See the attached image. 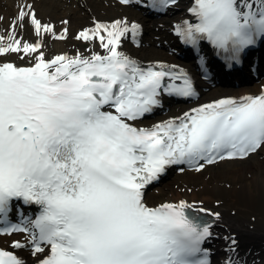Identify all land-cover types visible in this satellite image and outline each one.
<instances>
[{
  "label": "snow or ice",
  "instance_id": "snow-or-ice-1",
  "mask_svg": "<svg viewBox=\"0 0 264 264\" xmlns=\"http://www.w3.org/2000/svg\"><path fill=\"white\" fill-rule=\"evenodd\" d=\"M189 12L196 23L176 25L181 40L194 47L206 40L230 60L239 62L264 38V0H194ZM25 19L38 37L55 36L30 4L20 6L10 35L0 36V55L35 60L28 66L0 63V235L25 234L12 248L30 247L37 264H210L202 245L211 225L194 214L206 210L185 201L150 207L145 189L169 166L200 171L264 147V90L136 127L134 121L160 105L162 91L196 95L183 70L143 66L119 51L120 38L128 32L135 38L138 24L96 23L77 39L98 38L105 54L47 60L42 37L35 44L16 38ZM32 206L39 209L35 218L24 211ZM0 264L26 262L0 248ZM226 264L239 261L230 257Z\"/></svg>",
  "mask_w": 264,
  "mask_h": 264
},
{
  "label": "bare ground",
  "instance_id": "bare-ground-1",
  "mask_svg": "<svg viewBox=\"0 0 264 264\" xmlns=\"http://www.w3.org/2000/svg\"><path fill=\"white\" fill-rule=\"evenodd\" d=\"M184 1L186 3L183 4H188L190 8L193 6L194 0ZM23 4L32 6L42 24L55 23L52 27L55 36L52 32H42L38 37L28 19L24 20L23 28L15 29L16 38L22 42L35 44L42 37L40 50L47 60L60 55L89 57L93 53L105 54L98 38L91 41L90 46H85L77 36L85 29L94 28L96 23L111 24L115 20H126L129 27L133 23L140 26L133 39L140 45H131L129 39L133 34L128 32L120 38L119 51L139 63L168 60L171 57L155 42L159 37H171L176 25L189 17L188 9L183 4L170 7L165 16L154 21L139 18L131 7L121 5L118 0H0V36L7 37L13 31L12 22ZM65 29L66 38H56ZM21 55H0V63L15 61L18 66H28L35 62L32 57L21 59ZM263 88L256 87L254 91L260 92ZM226 94L225 91H202L192 102L170 106L158 116L133 123L136 127L149 128L180 117L192 108ZM158 186L145 190V202L150 207L185 201L195 208H204V214L213 219L210 228L212 235L204 244L210 255V264H226L230 257L239 264H264V147L243 160L224 161L200 171L183 169L172 172ZM212 213H219V217ZM232 238L236 241L235 245ZM15 240L23 242L21 235L0 237V243L25 262L31 261L33 264L37 261L29 247L13 249L10 242ZM233 248L235 251L231 250Z\"/></svg>",
  "mask_w": 264,
  "mask_h": 264
},
{
  "label": "rangeland",
  "instance_id": "rangeland-1",
  "mask_svg": "<svg viewBox=\"0 0 264 264\" xmlns=\"http://www.w3.org/2000/svg\"><path fill=\"white\" fill-rule=\"evenodd\" d=\"M85 45H86V46H90L91 43L89 42V43H86ZM157 186H158V185H156L155 187H157ZM159 186H160V185H159ZM159 186H158V187H159ZM155 187L151 188L150 190L154 189Z\"/></svg>",
  "mask_w": 264,
  "mask_h": 264
}]
</instances>
